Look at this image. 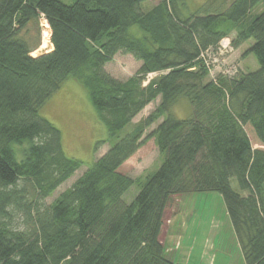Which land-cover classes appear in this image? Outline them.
<instances>
[{"label": "trees", "instance_id": "obj_1", "mask_svg": "<svg viewBox=\"0 0 264 264\" xmlns=\"http://www.w3.org/2000/svg\"><path fill=\"white\" fill-rule=\"evenodd\" d=\"M142 1L0 0V264H181L164 256L159 233L171 195L193 192L220 195L244 263L264 264V0L189 13L182 0H159L146 11ZM39 16L53 48L33 56ZM134 24L142 36L129 32ZM231 32L234 48L252 40L242 54L252 53L258 68L212 79L199 54ZM118 52L141 61L123 80L103 68ZM68 78L85 88L105 125L107 138L96 147H109L46 204L82 165L39 115ZM181 98L190 113L179 118L171 108ZM148 140L160 165L136 177L122 172ZM132 185L138 190L126 202Z\"/></svg>", "mask_w": 264, "mask_h": 264}, {"label": "rangeland", "instance_id": "obj_2", "mask_svg": "<svg viewBox=\"0 0 264 264\" xmlns=\"http://www.w3.org/2000/svg\"><path fill=\"white\" fill-rule=\"evenodd\" d=\"M62 1L70 2L71 0ZM158 1L143 0L140 3V8L142 11H146ZM182 1L186 13L193 12L202 5H205L209 10L222 11L229 4V0ZM39 17L37 24L31 26L34 36L37 31L41 34L43 16ZM129 32L138 37L143 35V31L135 24L129 27ZM234 36L235 32H231L229 35L231 40ZM251 41L247 40L238 48H234L226 59L229 64L237 63L240 72L246 73L258 68V63L252 53L242 54L244 49L250 46ZM46 52L48 51H40L31 55L36 56ZM140 63L141 61L136 60L131 54L118 52L111 61L103 65V68L113 77L123 80L134 74ZM158 74L159 72L147 74L144 83ZM159 101L158 96L148 103L132 121L135 122L145 117ZM171 112L179 118L188 116L190 104L186 99L181 98L172 106ZM39 115L59 129L64 154L82 161V165L44 199L48 204L62 190L70 186L97 157L103 154L108 149L109 143L106 141L96 147L98 141L107 138V131L105 125L97 118L87 91L73 78L64 81L60 88L48 98L40 108ZM156 124L157 122L148 127L145 133L153 129ZM130 128L131 123L126 125L120 134L124 135ZM245 129L253 147H256L255 143L258 142V138L254 129L250 124H246ZM162 158L163 156L160 157L152 141L148 140L122 165L121 170L130 177H136L155 170L160 165ZM232 185L237 188L235 182H232ZM137 190L138 188L132 185L122 195L124 201L129 202ZM171 200L169 199L167 202L162 217L164 225L168 228L167 231L163 228L164 234L166 233V238L163 241V254L167 259L181 264H245L219 194L216 192H193V194L184 196L179 203L177 200ZM16 222L23 226L20 215L16 217Z\"/></svg>", "mask_w": 264, "mask_h": 264}, {"label": "built area", "instance_id": "obj_3", "mask_svg": "<svg viewBox=\"0 0 264 264\" xmlns=\"http://www.w3.org/2000/svg\"><path fill=\"white\" fill-rule=\"evenodd\" d=\"M43 20L44 17H43ZM234 50L229 36H224L214 46L202 50L199 58L208 69L210 77L215 78L217 74L234 76L238 73V64L227 62L228 55Z\"/></svg>", "mask_w": 264, "mask_h": 264}, {"label": "bare ground", "instance_id": "obj_4", "mask_svg": "<svg viewBox=\"0 0 264 264\" xmlns=\"http://www.w3.org/2000/svg\"><path fill=\"white\" fill-rule=\"evenodd\" d=\"M41 24V43L37 49L31 52V54L33 53V55L40 51H50L53 48L52 43L49 40L51 29L46 20H43Z\"/></svg>", "mask_w": 264, "mask_h": 264}, {"label": "crops", "instance_id": "obj_5", "mask_svg": "<svg viewBox=\"0 0 264 264\" xmlns=\"http://www.w3.org/2000/svg\"><path fill=\"white\" fill-rule=\"evenodd\" d=\"M39 47V46H38ZM37 47V48H38ZM36 48V49H37ZM190 194H193V193H190ZM187 195H189V194H187ZM186 194H173V195H171V197H170V199H172L173 201L175 200H177V202L179 203L183 198H184V196H187ZM174 198V199H173ZM176 198V199H175ZM171 200V201H172ZM165 209H166V207H165ZM165 209H164V211H165ZM164 213V212H163ZM225 214H226V212H225ZM172 217V214L170 215V218ZM170 220V219H169ZM164 222V221H163ZM162 222V226H161V230H160V233H159V240H160V242L163 244V241H164V239L166 238V233L164 234V229L163 228H165L166 229V231H167V229L168 228H166V226L164 225V223ZM165 231V232H166ZM163 235V236H162Z\"/></svg>", "mask_w": 264, "mask_h": 264}]
</instances>
